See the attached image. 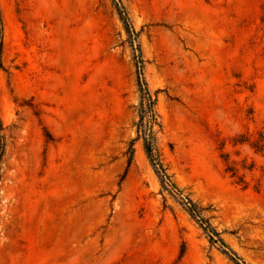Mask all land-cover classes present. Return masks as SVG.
Wrapping results in <instances>:
<instances>
[{"label": "rangeland", "instance_id": "rangeland-1", "mask_svg": "<svg viewBox=\"0 0 264 264\" xmlns=\"http://www.w3.org/2000/svg\"><path fill=\"white\" fill-rule=\"evenodd\" d=\"M121 1L170 175L248 264H264V157L230 142L264 130V0ZM0 7V264H234L162 192L142 140L129 166L140 92L113 1ZM224 142L256 162L249 189L225 173Z\"/></svg>", "mask_w": 264, "mask_h": 264}, {"label": "trees", "instance_id": "trees-1", "mask_svg": "<svg viewBox=\"0 0 264 264\" xmlns=\"http://www.w3.org/2000/svg\"><path fill=\"white\" fill-rule=\"evenodd\" d=\"M116 9L119 12L120 18L123 21L129 36L134 58L137 66V82L140 92V103L138 107V122L137 137L133 139L129 147V166L132 164L135 157V145L142 140L144 150L156 173L163 193H168L173 197L183 209L191 216V218L199 225L211 246L216 247L234 264H248L222 237L221 232L212 223L211 218L207 216V208H203L189 195H186L173 180L169 173V168L166 166L163 154L159 144V130L162 128L161 115L157 109V96L154 94L145 79V60L142 54L141 46L138 41L139 33L132 26L128 11L121 0H112ZM4 52V23L0 7V71L4 68L3 63ZM4 125L0 114V180H1V164L6 151V138L3 135ZM234 146L248 145L257 155L264 157V130L256 133L240 134L230 141ZM227 142H224L221 147V159L225 167V173L230 176L233 182L241 186L244 190L251 187V182L248 179L247 173H253L257 170L255 161L250 162L247 158L235 160L232 156L225 152ZM126 175L122 177V181ZM263 179V178H262ZM261 179V180H262ZM263 181H258L254 186L255 191H263ZM186 253V245L183 246L181 258Z\"/></svg>", "mask_w": 264, "mask_h": 264}]
</instances>
